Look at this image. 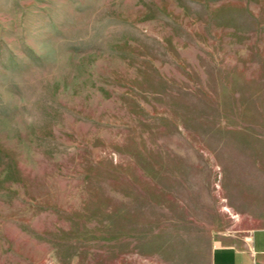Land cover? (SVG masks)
Returning <instances> with one entry per match:
<instances>
[{
	"label": "rangeland",
	"instance_id": "374dc122",
	"mask_svg": "<svg viewBox=\"0 0 264 264\" xmlns=\"http://www.w3.org/2000/svg\"><path fill=\"white\" fill-rule=\"evenodd\" d=\"M263 150L264 0H0V264H210Z\"/></svg>",
	"mask_w": 264,
	"mask_h": 264
},
{
	"label": "crops",
	"instance_id": "0c3cea01",
	"mask_svg": "<svg viewBox=\"0 0 264 264\" xmlns=\"http://www.w3.org/2000/svg\"><path fill=\"white\" fill-rule=\"evenodd\" d=\"M259 186V198L245 196L241 200H230V206L238 215V224L231 227L224 217L225 224L212 236L210 264H264V150ZM224 208L234 213L228 205ZM253 219H260L261 223H247Z\"/></svg>",
	"mask_w": 264,
	"mask_h": 264
}]
</instances>
